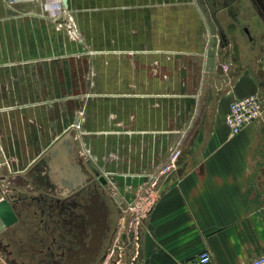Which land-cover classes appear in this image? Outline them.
Here are the masks:
<instances>
[{
  "label": "crops",
  "instance_id": "0c3cea01",
  "mask_svg": "<svg viewBox=\"0 0 264 264\" xmlns=\"http://www.w3.org/2000/svg\"><path fill=\"white\" fill-rule=\"evenodd\" d=\"M72 2L65 7L78 18L83 44L54 29L44 7L55 0H0V148L20 161L34 154L1 171L22 220L4 236L28 245L21 226L35 227L36 195L52 185L47 151L72 132L84 104L80 136L125 135L129 144L102 151V159L118 155L112 173L132 208L100 264H189L202 250L213 264H244L264 253V118L236 135L225 124L233 99L264 92L263 39L255 50L236 39L216 56L227 70L206 71L208 33L195 0ZM89 42L94 52L85 51ZM194 60L201 67L192 82ZM58 119L67 121L59 132ZM110 119L122 127L109 130ZM173 137L181 155L160 174ZM72 142L71 153H61L69 170L80 169L73 134ZM144 176L154 192L147 205ZM6 244L0 264H33L32 252Z\"/></svg>",
  "mask_w": 264,
  "mask_h": 264
},
{
  "label": "flooded vegetation",
  "instance_id": "af4514ba",
  "mask_svg": "<svg viewBox=\"0 0 264 264\" xmlns=\"http://www.w3.org/2000/svg\"><path fill=\"white\" fill-rule=\"evenodd\" d=\"M199 2L208 9L216 25L223 47L218 49L217 55L222 50L226 53L236 39H242L251 50H255L257 38L264 41V0ZM262 45L260 54L264 56V42ZM77 161L81 175L69 171L65 186L53 178L51 189L38 191L36 199L41 198V201H37L35 227L23 229L21 226L20 231L25 233L28 245L24 246L26 243L23 244L21 236H18L20 244H15V235L11 238L0 236V244L4 239L6 246L13 249L19 245L18 253L22 250L32 252L33 264H100L104 254L114 253L119 219L129 209L128 202L121 198L116 185L111 184L113 174L103 171L80 151H77ZM88 162L93 164L98 175ZM62 174V169L57 168L52 176L59 178Z\"/></svg>",
  "mask_w": 264,
  "mask_h": 264
},
{
  "label": "rangeland",
  "instance_id": "374dc122",
  "mask_svg": "<svg viewBox=\"0 0 264 264\" xmlns=\"http://www.w3.org/2000/svg\"><path fill=\"white\" fill-rule=\"evenodd\" d=\"M81 0H73V4L75 5H78L80 4ZM61 3H62V0H61ZM65 3H66V0H65ZM65 3L63 4L64 6V12L62 14H60L59 18L58 16L55 17L53 20L54 21V24H53V27L56 31H60V32H63L66 34V36L68 37V39H70L71 41H74V42H78V43H85L83 42L84 41V38H83V34L80 30V26H79V22H78V18L76 16V14L72 13L69 9V7H65ZM67 4L68 6H70V0H67ZM94 26H92V29H93V32H94V29L95 27L93 28ZM91 29V30H92ZM86 45H88V49L85 50L87 52H94L96 49H94V46H95V43L94 42H89L87 43ZM83 58V57H82ZM79 59V57H78ZM195 66L191 68V64L190 61H189V66H190V70L194 71V73H189L190 74V78H192V82H193V79L198 77L197 75L199 74V70H200V67H201V63L200 61H195ZM221 63H223L221 60H220ZM82 63L86 64L85 61H83ZM78 65H80V62L78 63ZM187 65V64H186ZM195 82V81H194ZM67 92L69 91H64L62 90L60 93L61 95H65ZM81 107V108H80ZM85 107H84V104L83 105H80L77 110H76V118L74 119V122L69 126L71 127L72 125H75V126H79V134H80V129L82 128V123H83V120H84V115H85ZM65 121L64 119L60 121V119H58L55 124H54V131L57 130V132H59V128L62 127L64 124H65ZM109 124H108V128L109 130H111L112 128H114V130H119L122 125H120L121 123H119L118 121H113V119L109 120ZM125 131H129L128 129H126ZM85 135H81L80 136V140L78 139V141L76 142V145H77V149L78 151H80V153H83L85 154L87 157L91 158L96 164H98V166L105 172H109L111 174H113L112 172H114V158L117 157L118 155L115 153V152H108V156L106 155L105 158L102 159V151L103 149L106 148L107 144H109V146H113L114 144H123V146H126V145H129L128 144V138L125 137V135H121L120 137H113L112 135H99V136H96V135H89V136H86ZM105 136V137H104ZM176 139L173 137V139L171 138L170 139V146L172 145V143L175 141ZM89 145V147H88ZM91 146V147H90ZM99 146V148H98ZM113 150V149H112ZM107 151V150H106ZM99 152V153H98ZM30 154V152H27L26 153V159L28 157V155ZM34 154H30V156H33ZM110 155V156H109ZM104 157V156H103ZM25 159V160H26ZM105 159V160H104ZM2 160V162H5L4 160L7 161V163L9 164V166L11 168H14V170L16 168H19L21 167L22 165L26 164L27 161H20V159H17V156L15 153H12V152H7L5 153L3 151V153L0 151V161ZM24 162V163H22ZM65 168V166L60 164L59 165V169H63ZM4 169V166H2L0 168V171H2ZM151 178H148V177H143V182H142V188H147V189H144V190H147V194L144 196V203L147 205L150 203V199H151V196L153 195V190H152V186H151ZM128 180L129 182V178L126 179ZM110 181L112 182L111 184H115L116 185V188H118V182L115 181V177H110ZM150 181V182H149ZM130 189H133L130 188ZM129 191V189H128ZM133 191V190H132ZM148 207V206H147Z\"/></svg>",
  "mask_w": 264,
  "mask_h": 264
},
{
  "label": "built area",
  "instance_id": "2783aa9c",
  "mask_svg": "<svg viewBox=\"0 0 264 264\" xmlns=\"http://www.w3.org/2000/svg\"><path fill=\"white\" fill-rule=\"evenodd\" d=\"M44 9L52 18H55L64 12V6L61 3V0H55V3L52 5L46 4ZM223 68L227 70L225 65H222V70ZM262 118H264V92H254L246 96L233 99L225 116V124L230 135H236L247 124L253 123ZM75 128L78 129L80 127L75 126ZM180 155L181 140L171 145L169 148L167 161L163 166L160 167L159 173L165 174L172 170L175 167ZM4 161L5 162H2V160L0 161V168L4 166V169L10 173V166L6 160ZM8 177L9 175L7 176V174L0 171V199L7 197V192L10 185ZM131 208L132 207L129 206V209ZM189 264H213V261L209 251L202 250L196 255L194 259L191 260ZM244 264H264V253Z\"/></svg>",
  "mask_w": 264,
  "mask_h": 264
},
{
  "label": "water",
  "instance_id": "95a60500",
  "mask_svg": "<svg viewBox=\"0 0 264 264\" xmlns=\"http://www.w3.org/2000/svg\"><path fill=\"white\" fill-rule=\"evenodd\" d=\"M62 3L64 4L65 0H62ZM195 3L197 4L200 14L206 24L207 33H208V40H207V47L205 54L206 55L205 70L213 71L218 67L222 70L221 65L218 67L216 65L217 51L219 48H223L220 43L219 36L217 34L216 25L212 23L210 14L208 13V9L202 6L199 0H195ZM63 146H67L69 151L70 152L72 151L73 148L72 133L68 131L62 133L48 149L47 152L49 157V162H48L49 167L52 166L53 160L55 161L58 160L57 156L61 153V148ZM88 165L90 166V168H92L95 171V168L91 162H88ZM95 173L96 175L99 174L98 171H95ZM103 182L105 181L103 180ZM36 201H41V198L36 199ZM20 219H21V213L16 208V205L14 203H10L7 197H3L2 199H0V236L6 234V232L9 229L14 227L20 221Z\"/></svg>",
  "mask_w": 264,
  "mask_h": 264
},
{
  "label": "bare ground",
  "instance_id": "6f19581e",
  "mask_svg": "<svg viewBox=\"0 0 264 264\" xmlns=\"http://www.w3.org/2000/svg\"><path fill=\"white\" fill-rule=\"evenodd\" d=\"M223 71H225V69L223 68ZM68 130H70V131H72L71 133L73 134V137H74V139L76 140V141H78V139L80 140V134H79V128L77 129V128H75V126H71V127H69V129ZM61 153H63V154H67V152L69 151V150H65L64 148L62 149L61 148ZM61 153L59 154L60 156H61ZM71 152L69 151V154H70ZM57 156V158H58V160H53L52 161V167H51V173L53 174L56 170H57V168H59V165H60V162H64V160L60 157V156ZM43 157V156H42ZM57 161H59L58 163H57V165H56V167H55V163L57 162ZM55 167V168H54ZM71 168H73L72 170L70 169L69 170V168L68 167H65V168H63L62 169V175H60V177L58 178H55L54 176H52L53 178H54V180L55 181H58V183H62V185H63V183L65 182V180H66V176L69 174V171H71L74 175L75 174H77L78 173V170H80L77 166H71ZM24 173V172H23ZM80 173V172H79ZM8 236V235H7ZM26 260V259H25Z\"/></svg>",
  "mask_w": 264,
  "mask_h": 264
}]
</instances>
